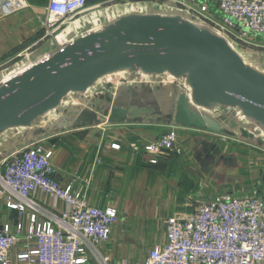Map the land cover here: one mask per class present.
Returning <instances> with one entry per match:
<instances>
[{
    "label": "crops",
    "instance_id": "crops-1",
    "mask_svg": "<svg viewBox=\"0 0 264 264\" xmlns=\"http://www.w3.org/2000/svg\"><path fill=\"white\" fill-rule=\"evenodd\" d=\"M26 1L12 14L0 7V68L50 43L42 28L49 0ZM246 53L264 72V52ZM171 126L179 152L151 163L144 145ZM33 143L52 151L63 187L93 206L117 209L109 238L97 246L107 264H145L166 242L168 218L189 216L217 194L264 196V129L238 108L198 106L185 81L166 74L119 72L99 80L31 127L2 132L0 161ZM57 206L66 207L61 200ZM4 216L18 220L0 196V221ZM88 256V264H102L91 250Z\"/></svg>",
    "mask_w": 264,
    "mask_h": 264
},
{
    "label": "built area",
    "instance_id": "built-area-1",
    "mask_svg": "<svg viewBox=\"0 0 264 264\" xmlns=\"http://www.w3.org/2000/svg\"><path fill=\"white\" fill-rule=\"evenodd\" d=\"M117 1L128 5L138 0ZM154 1L230 42L250 44L254 36H264V0ZM27 6L26 0H0L4 14ZM89 9L88 0H49L42 20L46 43L61 48L102 27L99 23L85 32L76 31L74 24L80 23L76 16ZM131 12L140 11L131 8ZM62 33L68 37L65 43L59 41ZM41 58L13 68L21 71ZM144 151L154 155L151 163L179 152L178 128L171 126L145 144ZM51 158L52 151L33 143L0 161V196L8 209L18 212L16 222L8 216L0 221V264H88V250L107 264L97 246L109 238L118 220L117 209L93 206L84 195L63 187L54 177ZM58 200L66 207L57 206ZM145 264H264V196L220 193L189 216L168 218L166 242L151 250Z\"/></svg>",
    "mask_w": 264,
    "mask_h": 264
},
{
    "label": "water",
    "instance_id": "water-1",
    "mask_svg": "<svg viewBox=\"0 0 264 264\" xmlns=\"http://www.w3.org/2000/svg\"><path fill=\"white\" fill-rule=\"evenodd\" d=\"M119 72L183 79L198 106L238 108L264 129V72L227 38L178 14L131 12L0 81V134Z\"/></svg>",
    "mask_w": 264,
    "mask_h": 264
},
{
    "label": "rangeland",
    "instance_id": "rangeland-1",
    "mask_svg": "<svg viewBox=\"0 0 264 264\" xmlns=\"http://www.w3.org/2000/svg\"><path fill=\"white\" fill-rule=\"evenodd\" d=\"M154 0H141L139 2H133L132 4H125L124 2H120L117 0H90L88 5L91 9H89L87 12L76 16V18H80V23L78 21L77 24V32L82 33L86 30H89L94 26V24H101L102 26L116 20L120 16L128 13L131 11V8H133L136 11H140V13H162V14H172L174 11L171 10L170 7L164 5H157L155 4ZM163 3V2H162ZM168 4V3H167ZM82 17V18H81ZM232 45L241 53V55L245 58V60L250 63V59L248 58L247 51H261L264 52V36L258 35L254 36L252 40H250V44H238L235 41H231ZM47 46V47H46ZM46 46L39 47V48H33L29 50L28 52H25L22 56L18 57L14 62L10 64H6L3 67L0 68V77L2 74H4L2 77L5 78V72L7 71L6 68L12 69L15 64L22 65L25 62H28V60H25L28 56L32 58V60H36L38 58L43 57L44 55H48L47 53H50V51L56 50L58 47L57 45H53L51 42L49 44H46ZM43 55V56H42ZM19 63V64H18ZM252 65V63H250ZM254 66V65H253ZM255 67V66H254ZM8 69V70H9ZM18 72V70H14L11 72V74ZM9 74V75H11ZM8 75V73H6ZM2 79V78H1Z\"/></svg>",
    "mask_w": 264,
    "mask_h": 264
},
{
    "label": "bare ground",
    "instance_id": "bare-ground-1",
    "mask_svg": "<svg viewBox=\"0 0 264 264\" xmlns=\"http://www.w3.org/2000/svg\"><path fill=\"white\" fill-rule=\"evenodd\" d=\"M77 24H78V21L74 24L75 25V27H77ZM67 39H68V37H67V35L65 34V33H62L60 36H59V41H61L62 43H65L66 41H67ZM14 70H18V69H16V68H12V69H9V70H7L6 72H5V78L3 79V77H2V82L3 81H7V80H9L10 78H12L13 76H15L18 72H15V73H13V74H11V72H13ZM6 73H8V75H6ZM9 74H11V75H9Z\"/></svg>",
    "mask_w": 264,
    "mask_h": 264
},
{
    "label": "trees",
    "instance_id": "trees-1",
    "mask_svg": "<svg viewBox=\"0 0 264 264\" xmlns=\"http://www.w3.org/2000/svg\"><path fill=\"white\" fill-rule=\"evenodd\" d=\"M90 0H88V3H89Z\"/></svg>",
    "mask_w": 264,
    "mask_h": 264
}]
</instances>
